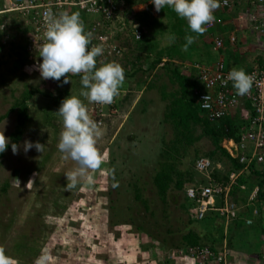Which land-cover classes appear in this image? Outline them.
<instances>
[{
    "label": "rangeland",
    "instance_id": "1",
    "mask_svg": "<svg viewBox=\"0 0 264 264\" xmlns=\"http://www.w3.org/2000/svg\"><path fill=\"white\" fill-rule=\"evenodd\" d=\"M27 1L0 0V27L4 25V29H0V116L9 111L15 99L27 88H37L48 98L38 94L30 102V120L18 143L19 154L6 150L0 157V249L12 264H38L41 260L43 264H155L159 254L154 255L157 250L149 246V239L154 241V247L175 244L191 227L201 226L207 219L188 224L186 213L180 207L183 194L171 187L165 202H161L153 186L158 164L166 159L160 155L171 148L174 141L172 126L164 120L169 100L162 101L160 94L162 86L166 87V92H171L173 87L162 71L155 70L150 74H138L131 80L137 83L136 86L121 89L119 110L121 115L123 113L122 120L107 137L104 136L106 125L100 127L102 135L96 144L102 159L100 167L87 170L77 186L67 190L65 175L78 169L79 165L70 158L64 159V154L58 150L63 121L55 113L59 107H53L50 100L57 95V89L61 92L64 87L73 89L72 94L82 99L90 118L94 119L90 103L80 96L83 74L69 77L71 83L59 87L57 81L42 79L36 70L42 59L31 60L26 54L28 19L21 12L10 10L26 5ZM38 1L46 3L50 0ZM135 6L139 7L136 9L139 12L132 10ZM70 9L84 15L77 8H68L66 13L69 15L72 14ZM228 15L236 16L231 12ZM119 16L126 23L135 22L142 38H152L159 49L170 44L169 19L155 11L151 0H132L130 4L125 0ZM80 20L84 26L94 21L89 17ZM209 31L204 32L202 40L194 36V50L185 51L192 61L209 63L206 57L209 50L205 45L211 48L214 40ZM244 32L245 37L253 38L248 28ZM128 35L116 37L127 45L122 61L100 57L96 59L97 67L118 63L128 72L135 62L134 55L142 56L137 50L139 45L133 42L130 33ZM242 36L240 34V38ZM252 45L250 49L247 46L241 49L255 55V64L264 56V43L254 39ZM132 49L136 50L133 52ZM128 58L130 62L126 60ZM189 63L177 64L188 76L193 73L190 66L196 64ZM147 68L148 63L144 62L143 70ZM150 83L153 87L148 90ZM65 98L63 95L62 101ZM15 118V113H11L0 123V132L4 131L9 140ZM200 133L196 128L194 135ZM25 141L46 145L44 152L41 154L32 149L25 153ZM175 147L173 157L177 168L193 173L192 163L196 157H203L213 149L206 138L191 146L178 144ZM211 163L212 169L205 176L217 181L213 175L218 174L223 180L227 162ZM205 176L200 178L196 174L195 179L206 183ZM5 185L7 188L3 192Z\"/></svg>",
    "mask_w": 264,
    "mask_h": 264
},
{
    "label": "built area",
    "instance_id": "2",
    "mask_svg": "<svg viewBox=\"0 0 264 264\" xmlns=\"http://www.w3.org/2000/svg\"><path fill=\"white\" fill-rule=\"evenodd\" d=\"M218 3L219 8L224 12H230L236 6H246V12L239 14L237 20L248 23V30L253 41L260 38L264 43V0H219ZM123 5H125V0H50L46 3L28 0L26 5H19L10 11H19L28 19L29 32L25 52L31 60L39 57L41 46L47 42L45 38L46 14L50 13L54 18H59L61 14L67 12L68 8H77L84 14L96 18L87 30L91 33L90 49L94 46L103 48V54L96 59L102 57L117 60L127 53L126 44L116 38L118 35L128 37L130 33L135 42L142 39V33L136 23H126L119 16ZM214 25V22L206 25V30H212ZM0 29H4V25H1ZM112 31H115L116 35ZM229 42L234 45L236 38L231 36ZM222 48L223 40L215 38L212 50L219 53ZM190 68L197 84V89L194 91L196 104L201 116L209 123L218 122L230 115L238 109L241 102L249 107L246 108L248 111L245 119L247 124L242 129L238 141L228 140L222 143V148L227 154L243 166L242 171L231 173L228 183L221 184L205 176L212 169V163L209 159L200 157L195 161L194 172L200 178L205 176L207 181L202 184L196 177L194 185L185 188L183 194L185 203L188 204L186 209L188 219L200 223L210 213H214L227 225L238 217V208L230 200L229 195L241 173L244 170L255 168L264 179V56L246 71L252 77L253 84L250 91L243 96H238L232 82L227 80L230 71L221 58L210 66L193 64ZM207 95L210 99L206 103L211 105L210 108L203 107V98ZM120 97L119 94L110 105L90 103L92 117L100 127L105 125V120L113 122L122 117L119 110ZM240 189L243 187L241 186ZM219 198L222 199V203L216 206V199ZM255 198L256 191L250 195L248 200L252 202ZM250 223L246 224L250 225ZM163 253L168 262L177 257L178 259H189L195 264H229L225 251L213 252L206 247H194L180 251L164 249Z\"/></svg>",
    "mask_w": 264,
    "mask_h": 264
},
{
    "label": "clouds",
    "instance_id": "3",
    "mask_svg": "<svg viewBox=\"0 0 264 264\" xmlns=\"http://www.w3.org/2000/svg\"><path fill=\"white\" fill-rule=\"evenodd\" d=\"M151 3L158 13L170 8L180 19L186 20L190 31L197 35L204 34L205 26L214 22L213 13L220 6L218 0H151ZM46 19L47 42L39 50L42 63L36 66L41 78L60 82L63 77L62 83L58 84L59 87H63L71 83L69 73L83 74L81 78L83 90L80 96L86 98L89 103L112 104L125 83L123 67L118 63H107L97 67L96 58L103 54V48L94 46L89 49L91 33L85 31L79 13L71 15L64 13L59 18H54L48 13ZM171 39L174 41L175 37ZM185 40L184 50L187 51L195 39L193 36H186ZM227 80L232 82L238 96L247 94L253 84L252 77L242 69L231 70ZM209 99L208 95L203 98L204 108L211 107L206 103ZM55 113L62 118L64 129L60 134L58 150L64 154V159L70 158L79 165L78 169L65 175L68 181L65 188L71 190L77 186L79 178L83 177L87 170L100 167L102 159L96 144L102 133L99 124L90 118L87 107L77 96L66 97ZM9 145V138L4 135V131L0 132V154L5 153ZM45 146L39 142L25 141L23 151L27 153L35 149L42 154ZM19 149V145L11 144L14 155L19 154ZM0 264H12V260L4 255L3 249H0ZM38 264H43V260Z\"/></svg>",
    "mask_w": 264,
    "mask_h": 264
},
{
    "label": "trees",
    "instance_id": "4",
    "mask_svg": "<svg viewBox=\"0 0 264 264\" xmlns=\"http://www.w3.org/2000/svg\"><path fill=\"white\" fill-rule=\"evenodd\" d=\"M128 4L132 3V0H126ZM2 5H0V8ZM238 12V9H237ZM236 12V13H237ZM161 15L167 17L169 19V40L170 44L165 46L162 49H159L158 44L152 38H142L140 41H133L135 44H138L137 50L142 54L134 55L135 62L131 64V74L128 76L130 78H134L138 74H150L155 70L162 71L167 78V82L170 86L173 87L171 92H166V87L162 86L161 89V99L169 100L166 114L164 116V120L166 123H169L172 126L174 141L171 144V148H168L163 153H161V157L164 161L158 164V171L155 173L153 177V186L156 190V193L161 200V202H165L168 191L173 187L175 190L184 194V190L187 186L194 185L196 174L191 170L180 171L177 168L176 161L173 157L175 153V145L183 144L186 146H191L197 142H199L202 138H206L213 149L208 153L204 154L203 157L209 159L211 162H227L228 167L223 177V180H220L218 174L213 175L216 182L227 184L228 177L231 173H238L242 171L243 166L240 165L236 160L232 159L227 152L222 148V143L228 140L238 141V137L242 132V129L246 126L247 122L239 117V113L235 116L227 115L218 122L209 123L201 116V112L196 104V98L194 95V91L197 89V84L193 73L189 76L187 73L182 71V69L177 66V63L181 62H190L196 63L197 61H192L189 57V53H186L184 49L186 40V36H196L199 39H203L205 36L197 35L192 33L188 28L187 21L180 19L174 11L170 8H165L164 10L159 12ZM237 15V14H235ZM234 15V16H235ZM236 17V16H235ZM214 28L210 31L213 32ZM209 32V33H210ZM175 37L173 41L171 37ZM207 47V51L210 50L209 46ZM90 49V45H89ZM136 49H132L134 52ZM187 50H194V45L188 46ZM188 51V52H190ZM132 53V52H131ZM209 59V54H206ZM152 58V59H151ZM144 62L148 63L147 70H143ZM196 64L204 65L205 63L197 62ZM127 76V73L126 75ZM62 80V78H61ZM60 82H57L60 84ZM153 87L152 83H150L147 87L150 90ZM58 88V87H57ZM57 95L51 98V104L53 107H59L62 102V97L65 94V91L56 90ZM42 94L39 89L35 88H27L25 89L19 98L15 99L12 107L9 111L0 116V123L5 120L11 113H15V127L13 132L10 135V145L7 150H11V144H17L22 140V137L25 132V128L29 122V105L35 95ZM44 94V93H43ZM42 94V95H43ZM48 98L46 94L43 95ZM245 108H249L246 104H243ZM111 122L110 120H105L106 123ZM196 128H199L201 133L198 136L194 135V131ZM3 154H0L2 157ZM200 158L196 157L195 161ZM194 163L192 164H195ZM194 166V165H193ZM251 176V175H249ZM250 178V177H249ZM248 178V179H249ZM248 179H245L244 176L238 178L237 183L233 189L231 190V195H235L240 193V185L245 184L248 185ZM260 182L258 183V194L259 202H264V194L260 192L264 185V179L260 178ZM205 182L202 181V184ZM190 184V185H189ZM7 186L5 185L3 188V192L6 191ZM253 188V185L250 184V187L244 193V196L248 195ZM137 192V191H136ZM232 198V196H231ZM135 199H139V195L136 194ZM181 204V209L184 213H186L187 202L185 203L184 198ZM188 224H192L194 221H191L187 218ZM150 237V236H149ZM154 241L149 239V246L152 248ZM166 249L171 251H180L183 249L194 248V247H206L209 248L213 252H217L213 246L202 244L199 237L192 231L188 230V233L181 236L180 240L175 244L164 245ZM161 245V247H163ZM167 246V247H166ZM163 248V249H165Z\"/></svg>",
    "mask_w": 264,
    "mask_h": 264
},
{
    "label": "crops",
    "instance_id": "5",
    "mask_svg": "<svg viewBox=\"0 0 264 264\" xmlns=\"http://www.w3.org/2000/svg\"><path fill=\"white\" fill-rule=\"evenodd\" d=\"M138 8H136L135 6L132 8V10L134 12L135 11L139 12L136 10ZM235 9H238V12L237 10L235 11ZM235 9L232 10L233 12L230 11L232 14H236L237 12V15L235 18L230 17L228 15V13L230 12L227 13V12L222 11L221 9H216L214 11L213 13V15L215 16L214 30L213 32H210V31L209 32H210V35H212L213 39L220 38L223 40V48L222 50L219 51V53H215L211 47L209 50V54L211 55L210 59H208L209 63H206L203 66H210L213 63H215L219 58H221L226 68L229 71L233 69H236V70L242 69L246 72L250 70V68H252L253 61L255 60L254 58L255 55L253 56L250 51H247L244 53V51H242L241 49L242 47H245V46H247L248 49H250V47H253L252 43H254V41L251 38L249 39L245 37V32H244L246 28H249V25L248 23H243L237 20V17L239 14H244L246 12L247 7L244 5H241V6H236ZM71 11H72V14L78 13V11H74V10H71ZM79 16H80V19L82 17L83 18L89 17V19H93V20L96 19L95 17L87 16L86 14L84 15L82 14ZM91 24H86L84 26L85 28H87L86 32L89 29ZM26 29L29 32V29L28 28ZM28 32L26 34V38L28 36ZM240 34L244 35L245 38L242 36L241 37L242 39H241ZM231 36H234L236 38V42L234 45H231L229 42V38ZM259 40L261 39L258 38L257 42ZM24 50H25V46H24ZM122 58L117 59V60L122 61ZM126 60L129 62L131 61L129 60V58ZM176 63L180 64L178 62ZM184 70L186 72H190V69L184 68ZM126 73H127V76H125V83L122 89H129L130 87H134L137 84L131 81L135 77L130 78L128 76L129 74H131V65L129 66L128 72H125V75ZM68 75L69 77L74 76L71 73H69ZM63 91H65V94H64L65 97H68L69 95H73L72 94L73 89L64 87ZM134 106H135V103L133 107ZM238 113H239V117H241L243 120H245L248 116V111L244 107L242 102L239 104L238 109L232 112L230 115L235 116ZM122 118L123 116L117 119V121L115 122L106 123V128L104 129L105 137H107L108 134L116 127V125L120 123ZM241 176H244L245 179H248L250 177L248 179V185H245V184L240 185V187L242 186L243 189H240V193L238 194L231 195L230 193V200L234 202L238 208L237 219L232 221L230 224L226 225L222 222V220L216 214L210 213L203 225L201 226L197 225V226L191 227L189 230L194 232L199 237L202 244L213 246L217 252L225 251L227 253V260L229 264H264V202H259V199H258L259 193L256 194L255 201L250 202L248 200L250 195L254 191H256L257 193L259 189L258 183L261 181L260 178H263V177L261 173L257 171L255 168L244 170L241 173ZM250 184L253 185V188L248 195L244 196V193L250 187ZM260 192L264 194V185L262 189H260ZM221 203H222L221 198L216 199V206H220ZM247 222H251L250 225H247L246 224ZM187 223L189 222L187 221ZM195 223L197 222H193L192 224H195ZM153 248L155 249V251L157 250L156 251L157 253L154 255L157 256L159 254V256H157L153 262L155 264H156V261L158 262V264H195L189 259H178L177 257H175L173 261L168 262L166 261V258L163 253V250H164L163 248H165V246L161 248V246L157 247L155 245V247Z\"/></svg>",
    "mask_w": 264,
    "mask_h": 264
}]
</instances>
